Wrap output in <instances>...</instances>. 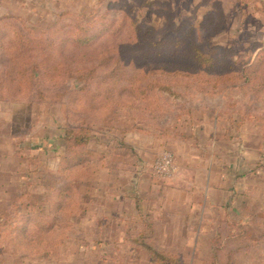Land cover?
Returning a JSON list of instances; mask_svg holds the SVG:
<instances>
[{"label": "rangeland", "instance_id": "obj_1", "mask_svg": "<svg viewBox=\"0 0 264 264\" xmlns=\"http://www.w3.org/2000/svg\"><path fill=\"white\" fill-rule=\"evenodd\" d=\"M134 22L200 34L226 62L264 49V0H0V182L19 192L0 205V264H162L147 247L264 264V65L148 74ZM80 127L91 155L65 166Z\"/></svg>", "mask_w": 264, "mask_h": 264}, {"label": "trees", "instance_id": "obj_2", "mask_svg": "<svg viewBox=\"0 0 264 264\" xmlns=\"http://www.w3.org/2000/svg\"><path fill=\"white\" fill-rule=\"evenodd\" d=\"M132 33V44L137 46L144 41L148 42L151 50L144 53L145 57L155 56L159 61L155 66H150L147 69L148 74L150 73H162L163 75H189L191 77L200 78V77H219L227 78L233 73L245 72L252 73L253 78H256L257 71L255 66L264 65V49L258 53L255 60L252 64L250 63V57L247 61L244 60H235L234 57H231V61L226 62L223 55H218L213 53L211 48L205 50L203 45L201 46V35L198 34L196 38L187 34H181L179 29L173 30V36H158L153 35L154 29L150 27L139 26L137 23H133ZM194 37V39L192 38ZM207 47V45L205 46ZM187 62L191 63L197 68H189L188 66L181 65L177 62ZM186 63V64H187ZM239 64L242 65L240 68L242 70L234 71V67ZM221 66V69H229L234 72H229L227 70L216 72V69ZM188 67V68H187ZM224 67V68H223ZM264 85V82H262ZM153 89V88H151ZM170 91V88H158ZM64 146L66 149V155L63 158V163L65 166L84 163L86 157L90 156V152H83V150L88 146L91 137V132L88 127H80L76 130H65L63 136ZM150 255L155 261V263L162 264H175L177 261L169 255L161 253L155 249L147 247Z\"/></svg>", "mask_w": 264, "mask_h": 264}, {"label": "built area", "instance_id": "obj_3", "mask_svg": "<svg viewBox=\"0 0 264 264\" xmlns=\"http://www.w3.org/2000/svg\"><path fill=\"white\" fill-rule=\"evenodd\" d=\"M174 169V159L169 152L163 153L155 164V172L161 177L170 176Z\"/></svg>", "mask_w": 264, "mask_h": 264}, {"label": "crops", "instance_id": "obj_4", "mask_svg": "<svg viewBox=\"0 0 264 264\" xmlns=\"http://www.w3.org/2000/svg\"><path fill=\"white\" fill-rule=\"evenodd\" d=\"M16 196L17 197L19 196V192H17ZM16 196H15V191L12 185L5 183V182H0V205L1 206H3L8 199H13ZM112 201H114L113 198H112Z\"/></svg>", "mask_w": 264, "mask_h": 264}]
</instances>
